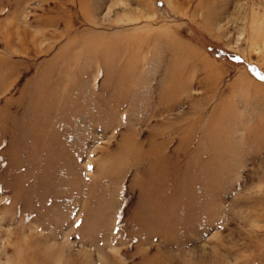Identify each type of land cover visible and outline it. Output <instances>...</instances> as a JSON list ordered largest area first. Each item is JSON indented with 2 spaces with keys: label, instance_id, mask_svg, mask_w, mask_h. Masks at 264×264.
Wrapping results in <instances>:
<instances>
[{
  "label": "rangeland",
  "instance_id": "obj_1",
  "mask_svg": "<svg viewBox=\"0 0 264 264\" xmlns=\"http://www.w3.org/2000/svg\"><path fill=\"white\" fill-rule=\"evenodd\" d=\"M0 264H264V0H0Z\"/></svg>",
  "mask_w": 264,
  "mask_h": 264
}]
</instances>
